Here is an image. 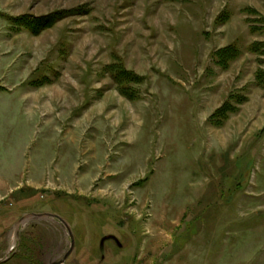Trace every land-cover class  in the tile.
<instances>
[{
	"label": "rangeland",
	"instance_id": "obj_1",
	"mask_svg": "<svg viewBox=\"0 0 264 264\" xmlns=\"http://www.w3.org/2000/svg\"><path fill=\"white\" fill-rule=\"evenodd\" d=\"M262 8L0 0V259L264 264Z\"/></svg>",
	"mask_w": 264,
	"mask_h": 264
},
{
	"label": "crops",
	"instance_id": "obj_2",
	"mask_svg": "<svg viewBox=\"0 0 264 264\" xmlns=\"http://www.w3.org/2000/svg\"><path fill=\"white\" fill-rule=\"evenodd\" d=\"M263 11V14H264V9L262 8L260 12ZM31 183H34L35 185L32 184V186H40L41 185V182H43V180H30ZM29 182V183H30ZM20 186H22V184L20 182L16 183L15 181L14 182H8V181H0V194L1 195H4V193L6 192L7 189H10V188H19ZM22 189V187H20ZM28 215H26V217H31L35 220H46L48 218H51V219H54L53 222H54V225H57L59 227V231L60 233L63 232L64 234V231H67L69 230V224H67L64 219L62 217H60L58 214H55V213H50V212H30V213H27ZM21 218L22 215H20ZM24 216V215H23ZM25 217V218H26ZM20 218V219H21ZM17 220V218H16ZM42 222H40L41 224ZM10 232H12L11 228L8 227L7 225V220L5 218V215L4 213L2 214L0 212V244H3V243H6V241L4 240V238H6ZM69 236H71L70 234V231L68 232ZM68 242H67V245L61 250V253H63L65 250H68L67 248H69L70 246V241L69 239H67ZM74 243V242H73ZM73 243H71V245L73 246V248H75V244L73 245ZM72 251V250H71ZM71 254V252H67L64 254V256L60 259H55L52 261V263L50 264H63L65 263V261L68 259L69 255ZM11 259L10 257H7V258H3V259H0V264H7V262H9Z\"/></svg>",
	"mask_w": 264,
	"mask_h": 264
},
{
	"label": "trees",
	"instance_id": "obj_3",
	"mask_svg": "<svg viewBox=\"0 0 264 264\" xmlns=\"http://www.w3.org/2000/svg\"><path fill=\"white\" fill-rule=\"evenodd\" d=\"M238 52L239 50L235 46L227 45L223 48L218 49L215 52V56L217 57L219 61L222 59L226 60V65H227L229 61H231L238 55ZM226 65H224V67H226ZM258 73H257V77H259Z\"/></svg>",
	"mask_w": 264,
	"mask_h": 264
}]
</instances>
